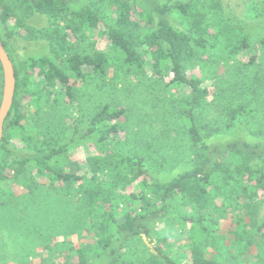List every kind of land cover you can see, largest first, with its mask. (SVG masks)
Listing matches in <instances>:
<instances>
[{
    "label": "trees",
    "instance_id": "trees-1",
    "mask_svg": "<svg viewBox=\"0 0 264 264\" xmlns=\"http://www.w3.org/2000/svg\"><path fill=\"white\" fill-rule=\"evenodd\" d=\"M17 6L49 18V26L38 34L51 41L53 50L27 57L21 69L5 37L11 31L4 27ZM253 7L258 15L264 0H253ZM96 30L112 51L66 53L68 37ZM0 34L16 73L0 143V181H11V187L32 166L52 189L76 192L90 220L91 240H59L65 255L54 264H221L224 252L237 264H264V222L251 219L254 204L264 200V140H248L242 133L251 127L256 109L251 103L228 108L229 123L222 132L232 127L235 132L216 142L209 139L218 128L209 127L203 135L198 118L201 105L214 95L206 82L217 75L218 65L230 64L243 50L251 51L246 70L263 57L248 31L225 17L218 0H0ZM258 45L263 48L264 39ZM149 63L155 75L171 73L168 86L187 89L179 113L188 121L196 157L194 167L178 176L162 181L145 154L113 159L108 147L107 155L100 148L89 155L88 168L78 174L80 161L71 167L69 158L72 142L56 146L27 125L24 101L31 100L40 111L59 88L74 100L86 77L106 81L108 69L111 79L143 76ZM122 114L123 109L105 105L92 117L90 131H100V141L108 139L118 129L112 121ZM16 138L20 149L12 145ZM24 189L22 195L33 192ZM143 236L156 241L154 249Z\"/></svg>",
    "mask_w": 264,
    "mask_h": 264
},
{
    "label": "rangeland",
    "instance_id": "rangeland-1",
    "mask_svg": "<svg viewBox=\"0 0 264 264\" xmlns=\"http://www.w3.org/2000/svg\"><path fill=\"white\" fill-rule=\"evenodd\" d=\"M218 1L225 17L248 31L256 52L263 57L254 69L246 70L251 51L243 50L230 59V64L218 65L217 75L206 82L214 95L199 108L201 132L207 135V128H218L213 131L210 142L230 138L235 127L228 133L222 132L229 123L226 110L237 103H251L256 112L251 118V127L242 133L248 140H264V47L258 45L264 39V8L255 15L259 9L253 11V0ZM46 26H49L46 15L18 6L4 25L11 31L5 37L20 69L27 57L53 52L51 41L38 34ZM67 45L71 47L65 49L67 54L112 51L110 42L99 30L82 37L73 34L68 37ZM56 48L59 49L58 45ZM146 68L147 74L143 76L111 79L113 71L108 69L106 81L86 77L77 85L74 100L59 88L40 111L31 100L24 101L22 109L28 116L27 125L39 130L43 138L56 146L72 142L69 158L71 167L73 161H80L78 174L88 168L89 155H94L98 148L101 154L107 155L108 147L113 159L129 153L145 154L155 170L160 169L152 171L153 175L168 181L195 165L196 149L189 143L188 121L179 113L180 100L188 93L185 87L166 84L171 77L167 70L158 76L150 63ZM105 105L123 109V114L112 121L117 122L118 129L100 141V131H90V122ZM12 145L18 149L22 146L17 138ZM71 167L68 169L72 170ZM27 168L11 187V181H0V264H42L46 260L54 264L65 255L59 240L77 243L91 240L89 216L77 195L74 196L76 192L69 195L63 189H52L45 175L37 173L32 166ZM26 187L33 188V192L22 195ZM251 215L254 223L264 222V200L254 204ZM143 239L151 249L155 248V240L150 242L146 236ZM221 262L237 264L227 252Z\"/></svg>",
    "mask_w": 264,
    "mask_h": 264
},
{
    "label": "water",
    "instance_id": "water-1",
    "mask_svg": "<svg viewBox=\"0 0 264 264\" xmlns=\"http://www.w3.org/2000/svg\"><path fill=\"white\" fill-rule=\"evenodd\" d=\"M0 63L3 70V89L0 102V143L4 136V124L11 110L15 90H16V73L14 63L6 50L0 34Z\"/></svg>",
    "mask_w": 264,
    "mask_h": 264
}]
</instances>
